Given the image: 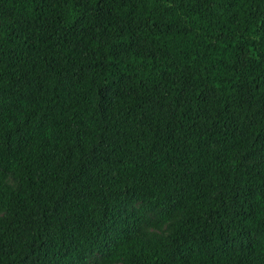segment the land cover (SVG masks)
<instances>
[{
  "label": "trees",
  "instance_id": "trees-1",
  "mask_svg": "<svg viewBox=\"0 0 264 264\" xmlns=\"http://www.w3.org/2000/svg\"><path fill=\"white\" fill-rule=\"evenodd\" d=\"M0 264H264V0H0Z\"/></svg>",
  "mask_w": 264,
  "mask_h": 264
}]
</instances>
